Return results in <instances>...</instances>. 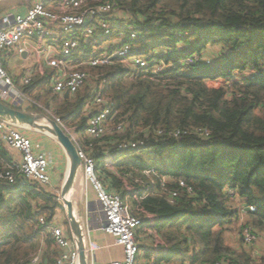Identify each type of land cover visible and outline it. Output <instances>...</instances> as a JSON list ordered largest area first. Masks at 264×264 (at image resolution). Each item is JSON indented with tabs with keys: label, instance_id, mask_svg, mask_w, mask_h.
Returning a JSON list of instances; mask_svg holds the SVG:
<instances>
[{
	"label": "trees",
	"instance_id": "obj_1",
	"mask_svg": "<svg viewBox=\"0 0 264 264\" xmlns=\"http://www.w3.org/2000/svg\"><path fill=\"white\" fill-rule=\"evenodd\" d=\"M125 14L141 47L169 67L96 70L115 113L101 137L85 133L89 89L54 94L46 73L19 91L44 100L62 128L74 131L107 193L128 198L144 264H264L224 241L238 219L233 203L253 207L248 224L264 232V0H125ZM208 45L218 46L207 57L214 63H187ZM3 161L0 143V171ZM59 208L36 183L0 180V264H32L37 256V264H55L59 251L39 217L50 223Z\"/></svg>",
	"mask_w": 264,
	"mask_h": 264
},
{
	"label": "built area",
	"instance_id": "obj_2",
	"mask_svg": "<svg viewBox=\"0 0 264 264\" xmlns=\"http://www.w3.org/2000/svg\"><path fill=\"white\" fill-rule=\"evenodd\" d=\"M48 0H35L24 15L6 13L0 17V101L21 111H29L36 105L26 98L8 75L4 62L7 54L16 50L20 56L27 54L26 42H36V52L41 56V67L50 72L49 86L54 94L74 96L89 89L86 112L88 122L86 135L98 138L106 132V122L114 117L111 103L105 96L106 80L96 74L97 69L120 64L126 75L150 70L160 73L169 67L163 60H156L154 53L141 47L139 35L129 15H120L125 0H60L48 4ZM198 56V55H197ZM187 63L210 61L204 56L193 55ZM30 76L22 79L24 85L31 82ZM55 121L60 125L58 119ZM61 126V125H60ZM62 127V126H61ZM120 130V126L117 127ZM65 131V130H64ZM76 146L80 170L89 181L105 214L107 223L103 230L113 236L115 244L122 247L123 260L108 264H142L135 230L140 225L128 204V198L107 193L96 177L95 160L77 148L74 131H65ZM0 140L21 153L17 166H8L0 171V180L14 184L18 178L49 187L46 174L48 158L38 145L18 129L16 124L0 119ZM129 147L138 148L131 144ZM151 172H145L149 176ZM164 182V180H162ZM180 186H184L182 182ZM152 191V187L146 189ZM147 194L144 193L142 197ZM177 197L170 194L169 202ZM254 212L253 207H248ZM39 223L49 234L59 251L55 264H79V253L75 240L64 236L57 223H46L43 216ZM82 227V225H81ZM87 260L95 246L87 239L82 227ZM246 231L245 240L252 243L254 236ZM39 260L34 257L32 264ZM89 264V263H88ZM226 264V263H215Z\"/></svg>",
	"mask_w": 264,
	"mask_h": 264
},
{
	"label": "crops",
	"instance_id": "obj_3",
	"mask_svg": "<svg viewBox=\"0 0 264 264\" xmlns=\"http://www.w3.org/2000/svg\"><path fill=\"white\" fill-rule=\"evenodd\" d=\"M51 3H54V1L48 2V4ZM27 9L20 8L6 13L24 15ZM6 13L0 14V17ZM25 46L28 51L27 54L20 56L16 50H12L7 54L4 62V67L17 88L24 85L22 79L25 76L34 78L41 74L50 73L40 65L41 56L36 52L38 48L37 43L26 42ZM29 60L31 63H28ZM16 129L26 134L31 139L32 143L38 145L41 152L47 156L49 164L46 174L49 178V187L43 188L45 192L53 193L56 196L57 202L61 205V208L56 210L52 222L57 223L61 227L65 237L71 238V231L66 220L65 210L60 196L69 167L65 152L55 139L46 132L25 125H16ZM0 143H2L7 152V163L3 161L4 166L19 165L21 162V153L10 148L1 140ZM69 197L73 203L75 215L82 225L87 239L95 246L92 256L88 258V263L108 264L114 261H122V247L116 245L113 236L103 230L107 223V219L102 211V207L92 184L85 180L80 169L69 193ZM140 261V263L144 264V260ZM38 262L39 260L34 264Z\"/></svg>",
	"mask_w": 264,
	"mask_h": 264
},
{
	"label": "water",
	"instance_id": "obj_4",
	"mask_svg": "<svg viewBox=\"0 0 264 264\" xmlns=\"http://www.w3.org/2000/svg\"><path fill=\"white\" fill-rule=\"evenodd\" d=\"M67 98L68 94L65 93ZM0 119L9 121L16 125H25L36 128L42 132L48 133L62 147L68 159V172L61 190V201L64 206L66 220L71 231V235L75 240L79 253V264H88L85 254L83 231L80 222L78 221L73 203L69 197L73 183L80 169V160L77 155V149L69 135L55 121L45 118L41 115L31 112L17 110L13 107L0 101ZM247 211V209H246Z\"/></svg>",
	"mask_w": 264,
	"mask_h": 264
},
{
	"label": "rangeland",
	"instance_id": "obj_5",
	"mask_svg": "<svg viewBox=\"0 0 264 264\" xmlns=\"http://www.w3.org/2000/svg\"><path fill=\"white\" fill-rule=\"evenodd\" d=\"M34 1L35 0H0V14L11 12L15 9L18 10L20 8L27 9L33 4ZM53 1L56 3L60 2V0H53ZM178 47L181 48L182 45H179ZM216 51H218V46L208 45L207 49L203 52L204 59H206L208 56H211L213 52ZM194 56L195 58L198 57L197 55ZM205 62L207 63L208 61ZM214 62L210 61V63H214ZM28 63H31V61L29 60ZM236 78H238V76H235V79ZM217 86H219V84ZM35 104L37 105V108L34 110L36 114L41 115L45 118L55 120V118L51 116L50 112L45 109L44 100H42L41 102L38 101V103L36 101ZM63 130L67 131V129H63ZM228 194L231 195L232 191L229 190ZM232 208L234 210H237L238 219L235 221L233 220L232 223L229 225L228 229L226 230L224 235L225 244L231 249H235L237 251L244 249L247 252H249V254L253 258H261V260L264 259V232L258 231L257 229H253V230L251 229V226H249L248 224L249 217L247 214L249 213V211L248 210L246 211L248 207H246L243 202L240 203L238 202L236 204L233 203ZM248 230H251L254 236V240L252 241V243H247V241L245 240L246 231Z\"/></svg>",
	"mask_w": 264,
	"mask_h": 264
}]
</instances>
